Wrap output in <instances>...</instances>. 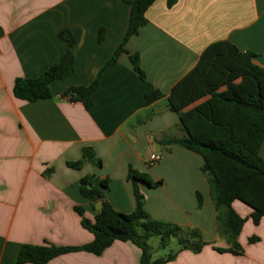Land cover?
Here are the masks:
<instances>
[{"label": "crops", "instance_id": "obj_1", "mask_svg": "<svg viewBox=\"0 0 264 264\" xmlns=\"http://www.w3.org/2000/svg\"><path fill=\"white\" fill-rule=\"evenodd\" d=\"M130 12L125 0H0V264H18L26 243L77 246L94 239L75 209L83 207L91 220L98 212L80 192L83 176L109 178L106 199L116 210L132 212L130 165L163 181L157 187L140 183L151 216L198 228L206 241L200 252L180 250L166 264H264V217L254 224L252 209L235 200L234 209L246 218L238 236L243 252L216 250L230 245L217 232L203 158L165 143L182 135L180 116L169 103L171 90L207 46L229 40L252 52L254 63L264 68V0H177L172 7L167 0H155L146 12L147 23L127 41L128 52L102 73L88 110L64 93L95 80L122 42ZM102 27L105 36L99 41ZM62 28L76 37L75 70L52 82L50 98H16L17 77L39 76L66 51L58 35ZM132 53L139 54L145 79L135 71ZM154 89L159 97L146 99L145 93ZM86 146L93 147L102 165L70 167L68 162L80 159ZM153 153L161 154L160 161L150 162ZM260 154L264 158V141ZM198 192L203 198L199 207ZM251 237L258 240L251 242ZM140 256L134 243L116 240L101 255L75 251L47 264H141Z\"/></svg>", "mask_w": 264, "mask_h": 264}, {"label": "trees", "instance_id": "obj_2", "mask_svg": "<svg viewBox=\"0 0 264 264\" xmlns=\"http://www.w3.org/2000/svg\"><path fill=\"white\" fill-rule=\"evenodd\" d=\"M131 5L129 24L125 36L113 56L105 63L93 82L87 85H74L64 94L71 100L80 101L86 109L94 104L92 95L98 88L104 70L115 63L122 52H128L125 45L129 38L138 33L147 23L146 12L155 0H125ZM177 0H167L172 7ZM59 37L66 41L67 49L56 63L49 66L37 77H17L13 87L16 98L37 101L52 97L51 84L64 79L75 70L73 46L76 37L69 28H62ZM105 36V28H100L98 40ZM252 52L241 51L229 40L211 43L202 52L196 66L172 88L169 103L180 116V137L165 140L169 145H180L199 153L203 158L202 173L210 185L212 202L216 211L217 232L228 244V248L216 247L220 252L230 251L241 254L243 248L238 236L246 222L233 207L240 200L252 209L251 218L259 224L264 217V158L260 154L264 141V68L254 63ZM130 60L141 79L146 74L140 65L138 53L130 54ZM224 87L223 89H221ZM160 91H147L145 97L154 100ZM207 99L185 110L202 97ZM85 162L102 165L91 146L82 150V156L68 162L73 168H81ZM128 179L132 182L135 207L126 213L116 210L106 199L109 178L95 175L83 176L80 192L95 206V198L100 196L102 210L94 220L85 215L83 207L75 206L81 216L82 226L93 233L94 239L77 246H57L45 244H23L20 247L17 263L47 264L53 258L75 251H88L101 255L116 240L130 241L141 249V264H166L176 258L183 249L200 252L206 241L198 228H184L169 221L155 219L146 208V199L140 183L151 187L162 184V180H152L146 172L129 166ZM198 207L202 205L201 193H197ZM159 236L160 248H166L172 238H176L179 248L166 255L155 257L149 240ZM258 237H251L255 242Z\"/></svg>", "mask_w": 264, "mask_h": 264}, {"label": "rangeland", "instance_id": "obj_3", "mask_svg": "<svg viewBox=\"0 0 264 264\" xmlns=\"http://www.w3.org/2000/svg\"><path fill=\"white\" fill-rule=\"evenodd\" d=\"M159 243H160V238L157 235L151 237L149 240V244L152 247V250H153L155 257L166 255L170 252L176 251L175 248H177V247L179 248V244H178V241L176 238H172V240L170 241L169 245L166 248H160Z\"/></svg>", "mask_w": 264, "mask_h": 264}, {"label": "built area", "instance_id": "obj_4", "mask_svg": "<svg viewBox=\"0 0 264 264\" xmlns=\"http://www.w3.org/2000/svg\"><path fill=\"white\" fill-rule=\"evenodd\" d=\"M162 158L161 154L153 153L150 155L149 159L151 163L158 162Z\"/></svg>", "mask_w": 264, "mask_h": 264}, {"label": "water", "instance_id": "obj_5", "mask_svg": "<svg viewBox=\"0 0 264 264\" xmlns=\"http://www.w3.org/2000/svg\"><path fill=\"white\" fill-rule=\"evenodd\" d=\"M95 201H96V205L95 206H96L97 210L101 211L102 210V202L100 200V196H97L95 198Z\"/></svg>", "mask_w": 264, "mask_h": 264}]
</instances>
